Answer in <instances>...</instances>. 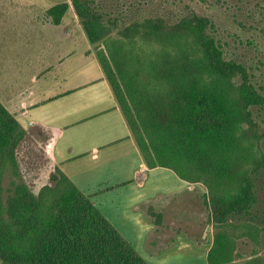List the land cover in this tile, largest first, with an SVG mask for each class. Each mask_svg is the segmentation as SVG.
<instances>
[{"label": "trees", "instance_id": "1", "mask_svg": "<svg viewBox=\"0 0 264 264\" xmlns=\"http://www.w3.org/2000/svg\"><path fill=\"white\" fill-rule=\"evenodd\" d=\"M67 1L145 166L202 184L215 227L264 232V52L258 42H244L254 48V62L229 54L215 21L185 0ZM254 1L251 14L263 22L264 0ZM68 2L46 12L53 25L61 24ZM259 29L264 38V25ZM26 135L0 103V261L147 264L61 172L47 186L48 200L23 185L9 195L4 175L17 166ZM250 253L238 261L231 236L219 233L206 263L264 264Z\"/></svg>", "mask_w": 264, "mask_h": 264}, {"label": "crops", "instance_id": "2", "mask_svg": "<svg viewBox=\"0 0 264 264\" xmlns=\"http://www.w3.org/2000/svg\"><path fill=\"white\" fill-rule=\"evenodd\" d=\"M31 30L18 33L23 35L22 59L1 65L0 103L27 134L41 130L47 135L53 168L83 194L90 190L125 194L123 202L109 208L92 194L84 195L122 237L126 235L113 225L112 217L124 224L122 228L137 227L139 222L138 237H147L152 223L145 212L161 203L159 199L192 195V188L168 169L145 166L81 27ZM153 173L161 177V185L147 189ZM146 240L143 248L135 247L138 255L141 250L154 253L146 249ZM193 249L202 247L193 240Z\"/></svg>", "mask_w": 264, "mask_h": 264}, {"label": "rangeland", "instance_id": "3", "mask_svg": "<svg viewBox=\"0 0 264 264\" xmlns=\"http://www.w3.org/2000/svg\"><path fill=\"white\" fill-rule=\"evenodd\" d=\"M65 1L68 2L67 0H0V86L3 77L2 66L11 60L22 59L23 37L21 36L25 35V32L32 33V28L55 26L50 19L46 18V12ZM185 1L199 15L207 16L215 21L221 37L228 43L226 50L229 54L254 62L257 56L254 48L245 47L244 44L246 40L251 39H255L264 52V38L259 36V25H264V20L262 22L258 14H251L254 12L251 9L256 4L254 0H220L218 4L211 0L208 3H201L199 0ZM68 5L69 8L60 25L80 27L69 2ZM261 5L264 6V3L261 2ZM20 30L23 35L18 34ZM238 40L242 41V45L237 43ZM29 153L30 149L21 144L17 150V166L5 173L4 186L8 189L10 196H13L17 187L23 185L37 198L42 195L44 200H48L50 198L48 185L44 180L35 181L34 176L31 175L32 165L29 163ZM151 178L146 188H157L161 185V177L157 173H153ZM166 180L170 182L169 179ZM187 184L188 188L193 190L192 195L187 193L185 197H179L176 200L170 197L159 199L161 203L155 204L148 212H145L152 223V231L147 237L143 236L144 234L138 237V231H141L139 222V227L130 225L122 228L120 225L124 224L118 223L112 217L113 225L124 231L127 238L119 235L133 249H138L139 245L143 248L144 240L147 238L145 247L154 253L142 254L144 253L142 250H137L140 251V257L147 255L146 258L141 257L147 264H207L205 252L209 251L215 236L219 233L231 236L234 254L238 261L248 259L251 250H255L259 257H264V232L257 233L258 229H251L247 225H241L238 228L215 227L206 206L207 189L202 184ZM85 193L92 194L91 198L97 200V203H104L105 208L123 202L126 197L125 194L119 196L111 191L99 193L98 190H90ZM194 220L196 224H193ZM250 237H254L253 242L249 239ZM193 240L202 247L201 250L193 249ZM183 242L187 246H184ZM178 244L182 245L180 250L175 249ZM0 264L4 263L0 261Z\"/></svg>", "mask_w": 264, "mask_h": 264}, {"label": "flooded vegetation", "instance_id": "4", "mask_svg": "<svg viewBox=\"0 0 264 264\" xmlns=\"http://www.w3.org/2000/svg\"><path fill=\"white\" fill-rule=\"evenodd\" d=\"M23 145L30 149L29 163L32 165L31 175L35 181L42 180L48 186L53 185V177L57 176L50 156V142L47 135L41 130H32L24 138Z\"/></svg>", "mask_w": 264, "mask_h": 264}]
</instances>
